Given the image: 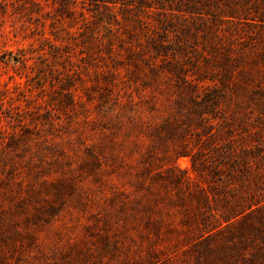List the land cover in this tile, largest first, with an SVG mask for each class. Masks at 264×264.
Listing matches in <instances>:
<instances>
[{
    "label": "rangeland",
    "instance_id": "374dc122",
    "mask_svg": "<svg viewBox=\"0 0 264 264\" xmlns=\"http://www.w3.org/2000/svg\"><path fill=\"white\" fill-rule=\"evenodd\" d=\"M99 9L0 0V264H225L264 249V201L233 218L241 235L222 218L253 187L238 170L264 144V96L233 84L236 67L221 88L190 67L186 82L154 76L117 40L105 54L119 25Z\"/></svg>",
    "mask_w": 264,
    "mask_h": 264
},
{
    "label": "trees",
    "instance_id": "16d2710c",
    "mask_svg": "<svg viewBox=\"0 0 264 264\" xmlns=\"http://www.w3.org/2000/svg\"><path fill=\"white\" fill-rule=\"evenodd\" d=\"M84 1L96 6L100 14L99 8H104L106 17L119 25L118 30L108 28L105 54H113L110 42L117 40L129 62L135 67H147L154 76L166 72L169 78L186 82L189 74L185 68L190 67L195 79H217L221 88H228L236 67L235 76L241 81L233 84L244 89L248 83L254 84L258 94L264 96V0H81ZM115 6L120 9L118 14L110 11ZM121 33L126 37L117 39ZM157 58L161 63L155 65L151 61ZM244 65L251 67L243 68ZM261 128L264 133V121ZM260 146L253 148L251 162L247 160L238 170L244 178L242 187L253 185L252 189L239 191L232 200L224 201L227 207L222 218L236 226L233 232L238 231L237 222L245 220L233 222V218L264 201V147L262 150ZM252 162L259 170L253 174L249 173ZM258 210H264V205ZM257 219L264 226V214ZM241 245L236 242L232 248L239 251ZM238 259L239 264H264V249L257 246L249 256L228 254L225 264H236Z\"/></svg>",
    "mask_w": 264,
    "mask_h": 264
}]
</instances>
